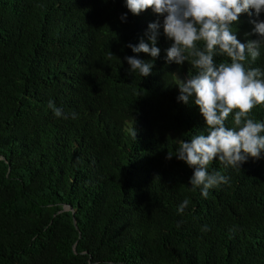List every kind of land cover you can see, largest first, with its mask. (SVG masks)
Returning <instances> with one entry per match:
<instances>
[{
	"label": "trees",
	"instance_id": "16d2710c",
	"mask_svg": "<svg viewBox=\"0 0 264 264\" xmlns=\"http://www.w3.org/2000/svg\"><path fill=\"white\" fill-rule=\"evenodd\" d=\"M249 12L233 22L241 43L260 39ZM156 21L152 73L129 74L125 56L152 57L127 45ZM163 23L126 0H0V264H264V153L241 168L214 159L228 182L193 190L176 149L208 133L177 85L198 70L192 56L166 62ZM259 52L246 70L264 72V40ZM249 118L264 122V104Z\"/></svg>",
	"mask_w": 264,
	"mask_h": 264
},
{
	"label": "clouds",
	"instance_id": "9594fccd",
	"mask_svg": "<svg viewBox=\"0 0 264 264\" xmlns=\"http://www.w3.org/2000/svg\"><path fill=\"white\" fill-rule=\"evenodd\" d=\"M126 3L134 15L152 8L164 16V34L174 41L166 50L167 63L183 65L189 56L195 57L191 63L198 70L197 74L180 79L181 83L176 84L179 88L177 99L199 107L208 134L182 141L175 156L193 169L189 180L193 190L202 186V195L207 197L210 188L227 183L229 179L219 173H209L208 165L214 159L241 168L250 157L259 159L264 153V135H261L264 122L249 118L256 105L264 104V79L261 78L264 72L258 68L246 70L242 63L246 61V51L253 61L260 55L264 20L259 17L264 12V0H126ZM249 9L255 10L256 19L250 23L255 25L252 32L260 39L241 43L232 31L233 22L241 13L252 16ZM126 15L121 16L122 21ZM160 27L159 21L150 23L147 43L141 39L137 45H127L133 53L143 52L152 57L144 61L136 56H125L124 60L130 66L129 74L139 70L143 77H147L152 73L154 61L160 54L157 47ZM198 41L205 42V50L198 49ZM224 54L231 63L217 65L214 56ZM109 55L113 54L110 52ZM49 107H53L52 101H49ZM234 109H238L234 122L239 127L228 128L225 121ZM54 111L57 116L62 114L58 108ZM167 158L171 159L172 155ZM187 204L185 200L179 211L182 212Z\"/></svg>",
	"mask_w": 264,
	"mask_h": 264
},
{
	"label": "water",
	"instance_id": "95a60500",
	"mask_svg": "<svg viewBox=\"0 0 264 264\" xmlns=\"http://www.w3.org/2000/svg\"><path fill=\"white\" fill-rule=\"evenodd\" d=\"M63 210H70L73 214L74 210L69 206V205H63ZM72 222L74 224V226L76 227V221H75V218L72 217Z\"/></svg>",
	"mask_w": 264,
	"mask_h": 264
}]
</instances>
